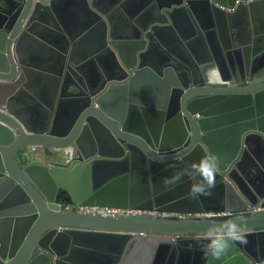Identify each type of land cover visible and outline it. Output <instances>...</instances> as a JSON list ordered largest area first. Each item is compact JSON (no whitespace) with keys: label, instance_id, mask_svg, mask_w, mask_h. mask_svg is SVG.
Instances as JSON below:
<instances>
[{"label":"water","instance_id":"water-1","mask_svg":"<svg viewBox=\"0 0 264 264\" xmlns=\"http://www.w3.org/2000/svg\"><path fill=\"white\" fill-rule=\"evenodd\" d=\"M236 1L0 0V264H264V0Z\"/></svg>","mask_w":264,"mask_h":264},{"label":"clouds","instance_id":"clouds-1","mask_svg":"<svg viewBox=\"0 0 264 264\" xmlns=\"http://www.w3.org/2000/svg\"><path fill=\"white\" fill-rule=\"evenodd\" d=\"M218 161L215 156L205 157L203 160V167L205 175L202 180H198L191 185L193 194H203L209 190L215 178V171ZM177 173L174 179L180 177ZM228 217L222 220L211 219L208 221L205 231L208 234L207 243L205 245V253L213 258L221 256L226 252L230 245L235 241L245 242V227L241 217L231 215V209H228Z\"/></svg>","mask_w":264,"mask_h":264},{"label":"built area","instance_id":"built-area-1","mask_svg":"<svg viewBox=\"0 0 264 264\" xmlns=\"http://www.w3.org/2000/svg\"><path fill=\"white\" fill-rule=\"evenodd\" d=\"M239 1V0H238ZM236 1V3H238ZM220 9L230 11V8L220 7ZM64 211H74L79 214L86 215H97L102 217H116L119 215H126L130 213L128 210H121L117 208H106V207H88V206H76V205H66L61 206Z\"/></svg>","mask_w":264,"mask_h":264}]
</instances>
